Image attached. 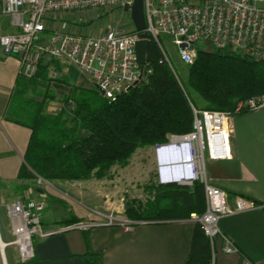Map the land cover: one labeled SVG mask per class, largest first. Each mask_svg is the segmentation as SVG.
Here are the masks:
<instances>
[{"label": "built area", "instance_id": "built-area-1", "mask_svg": "<svg viewBox=\"0 0 264 264\" xmlns=\"http://www.w3.org/2000/svg\"><path fill=\"white\" fill-rule=\"evenodd\" d=\"M1 2L3 12L11 17L16 31L1 35L0 44L6 55L18 57L20 76L26 79L38 78L42 65L59 59L87 73L96 91L109 100H115L151 72L146 64L142 67L137 62L135 46L139 31L134 23L129 27L110 24L97 33L86 29L84 23L69 29L54 25L56 14L62 11L91 13L104 8L130 12L134 0ZM263 3L264 0H144L145 31L151 41L157 43L162 61L171 67L180 81L163 44L164 35L171 37L179 48L181 60L187 65L195 62L200 42L260 58L264 56ZM67 106L70 110L75 108L73 98L69 97ZM191 108L192 129L171 134L154 148L157 180L164 185L192 187L195 183L202 184L205 210L201 214L192 212L187 219L201 225L214 249L217 239L222 238L226 253H239V248L222 231L220 221L261 204L244 196H237L231 201L225 190L211 183L207 163L208 160L232 157L231 137L235 116L245 110L264 108V95L240 101L234 111L199 109L192 102ZM48 183L47 179L35 173V187L27 188L20 198L8 204L14 243L22 262L34 258L38 237L45 238L68 229L88 230L101 225H118L130 230L139 222H147L96 210L98 219H82L64 227L47 229L42 224L45 193H40L41 198H35L33 194L36 187L41 188ZM247 264L251 263L247 261Z\"/></svg>", "mask_w": 264, "mask_h": 264}, {"label": "trees", "instance_id": "trees-1", "mask_svg": "<svg viewBox=\"0 0 264 264\" xmlns=\"http://www.w3.org/2000/svg\"><path fill=\"white\" fill-rule=\"evenodd\" d=\"M146 66L151 69L150 76L115 100L91 94L89 89L78 93L77 89L69 96L75 101V108L70 110L64 104L57 113L47 111L48 98L29 95V88L41 82L20 76L7 112L9 120L31 129L18 177L33 180L37 173L50 181L74 182L101 177L113 165H125L140 146L158 144L171 134L191 130V102L204 109L234 111L240 101L264 95V58L229 48L199 46L195 62L189 65L187 79L183 81L179 76V81L171 67L162 61L157 43L151 41ZM47 67L45 64L40 69ZM244 112L247 110L239 114ZM158 187V210L169 208L178 219L189 218L192 212H204L202 184L190 187L159 183ZM157 212L129 217L161 219ZM80 220L72 216L60 223L73 224ZM213 258L214 248L201 225L195 222L186 264H214ZM97 260L100 261L99 255Z\"/></svg>", "mask_w": 264, "mask_h": 264}, {"label": "crops", "instance_id": "crops-1", "mask_svg": "<svg viewBox=\"0 0 264 264\" xmlns=\"http://www.w3.org/2000/svg\"><path fill=\"white\" fill-rule=\"evenodd\" d=\"M96 12V13H95ZM90 14V16H87ZM97 11L67 12L56 14L54 25L69 29L86 24ZM16 31L11 17L3 12L0 0V36ZM40 69L38 80L46 81L48 90L57 101L71 96L77 90L95 89L91 77L83 72L76 76V69L67 62L54 59ZM76 67V66H75ZM49 76L52 80L48 82ZM20 77V61L15 55H6L0 44V197L14 195L20 198L32 187L29 179H20L18 173L24 161L31 129L7 118L11 95ZM46 78V79H45ZM86 81L90 84H86ZM41 82V83H42ZM43 83V84H44ZM50 83V85H49ZM40 85L29 88L32 95ZM55 113V112H52ZM232 157L208 160V174L213 185L225 190L231 201L244 196L261 203L260 207L229 215L221 219L220 227L239 248V253L228 254L224 242L218 238L214 249V264H264V108L247 111L235 116L231 137ZM41 188L36 187L35 198L44 191L45 210L51 209L56 224L44 226L59 228L60 220L77 216L98 219L89 205L78 196L68 193L75 186L69 180H54ZM70 182L71 185H70ZM80 183V182H79ZM19 189L21 192L19 193ZM5 193V194H4ZM63 198L62 214L57 210V200ZM13 200V199H12ZM8 201V200H7ZM6 201V202H7ZM11 201V200H9ZM66 201V202H65ZM1 203V200H0ZM9 203V202H8ZM62 205V204H61ZM44 210V211H45ZM107 210V209H106ZM115 213L113 211H102ZM128 217L123 213H115ZM44 217V215H43ZM133 219V218H131ZM195 223L186 219H158L139 222L128 230L118 225L95 226L88 230L68 229L45 238H36L35 256L19 264H186L191 250ZM98 255L100 261L97 260Z\"/></svg>", "mask_w": 264, "mask_h": 264}, {"label": "rangeland", "instance_id": "rangeland-1", "mask_svg": "<svg viewBox=\"0 0 264 264\" xmlns=\"http://www.w3.org/2000/svg\"><path fill=\"white\" fill-rule=\"evenodd\" d=\"M97 13L98 16L93 15L95 17H93L90 22L88 18L89 23L83 24V26L86 29L91 30L92 33H97L104 29H107L110 24L111 26L122 24L123 27H129L134 23L130 12H127L123 9L106 10L102 8L98 10ZM87 16H90V14H87ZM162 41L180 78L185 81V79H187L188 77L190 66L185 64L181 60L179 48L171 41V37L164 35L162 37ZM199 46H202V48L209 47L208 44L202 42L199 43ZM260 58H264V56ZM74 68L76 69V76L78 78L81 77L82 72L79 70V68L75 66ZM51 80L52 77H50V79L47 81L50 82ZM43 83L44 80L42 83H40L42 85L36 88V91L33 89L32 95L36 97L44 96L49 99L47 100L48 103L46 105L48 112L57 113L61 111L64 104L67 105L68 103L67 98L64 97L63 99H61V101H57L53 97L51 99L50 95L52 94L50 93V91L52 90H48V84L45 85L46 81L44 84ZM86 84L90 83L86 81ZM87 91L91 94L94 93L101 95L95 89H89ZM48 92L50 94L49 96H47ZM192 96L196 100H199L196 94L193 93ZM195 106L199 109H204L202 106ZM156 144L157 143L140 146L136 149V151L129 158L128 162L125 165H113L106 171L104 176H94L87 181H80V183L77 181V184L76 182L72 181L73 184L76 185L69 187V190L67 192L78 196L80 199H83L86 204L89 205L92 215H96V210L106 212L109 210L115 213H123L127 216L157 214V211H159V216H161V219L178 218L176 215L173 216L174 213L171 209L164 207L158 210L156 207V203H158L159 190V183L156 174L157 163L154 154V148ZM48 181L50 185L51 183H55L54 180ZM72 182H70V185ZM29 184L30 186L35 187V179H29ZM11 190L13 193L10 192L9 195L4 193L5 195L3 199L0 197V264H19L22 262L19 257L17 245L14 243L15 236L13 235L11 230V222L8 213V204L17 199L19 195H14V190ZM18 192L20 193L21 189H19ZM59 200L60 201L57 200V210H60V213L62 214V209H64L65 203H63V198ZM50 213L52 214L51 209L47 208L44 211V217L42 219V224L44 226H51L52 224H56V222H54L52 218L60 217L59 214H52L51 218L49 216ZM60 221L58 223H60ZM66 225L69 224L61 223L59 228ZM2 241L5 245L3 248H1Z\"/></svg>", "mask_w": 264, "mask_h": 264}, {"label": "water", "instance_id": "water-1", "mask_svg": "<svg viewBox=\"0 0 264 264\" xmlns=\"http://www.w3.org/2000/svg\"><path fill=\"white\" fill-rule=\"evenodd\" d=\"M128 10V7L126 8ZM131 17L133 19L135 28L139 31V39L136 41V55L137 62L143 67L146 64L147 60V51L151 43L149 34L145 31L146 29V18L144 11V0H134V4L130 10ZM185 46V45H182ZM150 76V73L147 74V77ZM143 77L141 78V81ZM138 81L136 84H138Z\"/></svg>", "mask_w": 264, "mask_h": 264}, {"label": "bare ground", "instance_id": "bare-ground-1", "mask_svg": "<svg viewBox=\"0 0 264 264\" xmlns=\"http://www.w3.org/2000/svg\"><path fill=\"white\" fill-rule=\"evenodd\" d=\"M5 245H4V242L2 241L1 242V248H3ZM3 251V250H2Z\"/></svg>", "mask_w": 264, "mask_h": 264}, {"label": "clouds", "instance_id": "clouds-1", "mask_svg": "<svg viewBox=\"0 0 264 264\" xmlns=\"http://www.w3.org/2000/svg\"><path fill=\"white\" fill-rule=\"evenodd\" d=\"M179 158H174V160H178Z\"/></svg>", "mask_w": 264, "mask_h": 264}]
</instances>
